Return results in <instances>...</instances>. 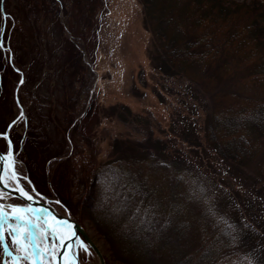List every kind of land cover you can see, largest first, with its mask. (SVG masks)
Returning <instances> with one entry per match:
<instances>
[{
  "label": "rangeland",
  "instance_id": "1",
  "mask_svg": "<svg viewBox=\"0 0 264 264\" xmlns=\"http://www.w3.org/2000/svg\"><path fill=\"white\" fill-rule=\"evenodd\" d=\"M65 2L59 25L39 20L21 36L12 19L2 27L0 130L16 116L6 131L19 169L39 189L43 181L63 211L82 210L80 223L105 264H128L90 218L113 204L99 195L93 203L78 202L84 178L92 177L74 163L86 162L97 174L118 171L123 202L152 226L145 233L147 264H180L188 257L194 264H264V125L234 129L223 118H243L264 99V74L249 78L252 68L231 45L210 50L192 73L169 61L150 21L156 12L150 2L145 8L144 0H105L96 11L86 8L91 0ZM189 10L181 5L172 12ZM181 22L188 54L203 50L208 31ZM179 54L184 50L174 57L182 59ZM157 94L164 108L151 100ZM227 139L246 147V156L226 151ZM64 147L72 162L63 155L57 165L55 152ZM63 164L64 178L53 177L51 170ZM141 178L150 193L142 194ZM129 209L122 208L123 217H130ZM81 255L83 264H102L92 250Z\"/></svg>",
  "mask_w": 264,
  "mask_h": 264
},
{
  "label": "trees",
  "instance_id": "2",
  "mask_svg": "<svg viewBox=\"0 0 264 264\" xmlns=\"http://www.w3.org/2000/svg\"><path fill=\"white\" fill-rule=\"evenodd\" d=\"M60 2H62V5ZM66 2L70 4L68 1ZM66 2L65 0H0V35L3 25H8L11 19L14 25H16V28H18L17 30L20 36L24 35L25 31L31 33V29L34 27L33 24L39 20H48L59 25L57 12L59 10L66 12ZM146 3H149L151 9L154 8L156 10V12L150 16V21L155 25L156 29L158 27L160 35H158L157 38L166 51L164 55H166L169 61L174 63L177 62L180 67L186 66V71L192 73L193 70L206 61L208 55H210V50L213 51V49H216L218 51L219 47L227 50L226 46L231 45L230 50H232L234 46L233 48L237 51L238 58L246 60L245 63L252 68V73L249 78L264 74V0H144L145 8ZM95 4H97L96 8ZM104 4L105 0H91V3H88L86 8L90 6L92 11L93 9L96 11L99 7H103ZM181 5L190 10L182 15L180 13H173L175 6L179 7ZM114 8L110 10L114 11ZM3 12H5L7 16H4ZM169 12L172 13L169 14ZM9 13L12 16L9 15ZM153 19L155 22H153ZM181 19H185L186 23L194 22V26L201 24L203 28L208 31V34L204 33L203 35V37L207 36V41L203 43V50L197 53L193 52L192 55L188 54L189 52L187 49L185 50V47L188 45V39L183 38L180 33V31H182ZM214 28L218 29V36L212 35L214 34ZM182 50H184V55L179 54V57L182 59L175 58L174 54H178ZM157 97L158 94L155 97L151 96V100L154 101L156 98L157 102ZM154 105H156V108L158 106V108H164L163 106H166L164 102H157ZM158 112L159 111H157V113ZM67 116H64L65 120H67ZM223 118L227 125L234 129L235 126L236 129L241 128L245 122L248 123L251 130L256 127H261V123L264 125V99L254 102L251 109L248 110V113L243 118H241L239 114L238 116H233V121L229 117ZM248 118L249 120H247ZM3 130L4 129H1L0 131ZM11 139L13 142L14 138L12 136ZM227 140L223 142L226 151L234 153L236 149V154L240 153L243 155L241 158L246 156V147L235 144V139ZM227 142L229 143L225 145ZM55 153L56 159L53 162L57 165L62 164L60 159L63 157H65L64 160L67 157L68 160L66 161L68 163L72 162L68 152H66V147L61 148ZM85 163L86 162H84V165L82 162L72 164L73 169L80 164L79 167L83 169L82 173H84V175L86 174V176L90 175V178L92 177L90 180L86 177L84 178V191L81 192V200L78 202L82 205L89 204L90 202L93 203L94 199L96 200L99 195V198L104 200V202L113 204L106 206V209H102L101 206L100 209H102V211L90 213V218H92L93 223L98 226L102 236L109 242L116 257L122 258L121 260L128 264H147L145 253L148 246L151 245L149 243L150 241H146L148 240V234L145 233L148 229L152 230V226L149 228V217L144 218L139 215L134 205L130 202L129 204L123 202L122 191L124 186L117 181L118 171H115L114 168L111 167L110 170L113 172L109 173L110 170L108 169L106 172H98L97 174V169L95 170L96 173L86 169L87 166L85 167ZM57 165L55 169L51 170L53 177L60 176L63 179L65 176L64 171L67 170L66 164H63L64 167L60 166V168H58ZM94 174H97L98 177L94 176ZM178 175L179 173L174 175V177H178ZM177 180L178 179H175L174 181L176 182ZM140 181L141 187L139 188H141L142 194L150 193L147 182L143 181L142 178ZM62 183L63 182L59 184L61 191L64 190ZM174 183L172 187H174ZM40 185L42 187L38 189L40 191L44 189V192L41 191L42 193L54 197L55 193H53V195L47 193L48 189L44 187L43 181ZM50 185H54V187L58 189L55 183L51 182ZM106 189H108L107 192ZM124 191H126V189ZM222 194L223 197H226V192H222ZM64 204L68 206V202ZM75 204L77 205V203ZM129 205L130 209L128 215H130V217H123L122 208L128 210ZM178 205L180 204L177 203L175 210L181 212ZM69 208L71 210V216H73L75 220L81 222L80 217H82V210H77L76 206L75 208L69 206ZM245 222L247 223V221ZM180 264L194 263L190 262L188 257L185 263L181 262Z\"/></svg>",
  "mask_w": 264,
  "mask_h": 264
},
{
  "label": "water",
  "instance_id": "3",
  "mask_svg": "<svg viewBox=\"0 0 264 264\" xmlns=\"http://www.w3.org/2000/svg\"><path fill=\"white\" fill-rule=\"evenodd\" d=\"M0 155L5 156V159L0 161V176L4 177V181L0 183V187L4 190V192L0 190V209L7 214L3 228L4 243L0 245L3 256L2 262L5 263L6 256H8L17 264H25L20 260V257H25L26 264H32L30 258L22 250L37 255V245L47 247L48 243L51 242L57 249L55 256L52 257L53 263L66 264L68 255L72 254L74 264H79L73 242L77 236H81L93 248L101 263L105 264L100 249L86 232L84 226L70 216L66 210L63 211L51 204L46 196L41 195L34 186H31L28 176L15 168L12 155L8 156V152L1 149ZM24 180H27L30 187L25 184ZM21 189L31 199L22 197ZM15 197H19L21 201H17ZM10 228H18L19 233L10 235ZM5 233L17 244L15 249L20 253H16L9 247L5 240ZM17 235L21 237L24 235L23 240L25 242H19Z\"/></svg>",
  "mask_w": 264,
  "mask_h": 264
},
{
  "label": "snow or ice",
  "instance_id": "4",
  "mask_svg": "<svg viewBox=\"0 0 264 264\" xmlns=\"http://www.w3.org/2000/svg\"><path fill=\"white\" fill-rule=\"evenodd\" d=\"M0 47H2V45H0ZM23 82V81H21ZM11 127V126H9ZM0 136H3L4 139H8L7 134L6 133H0ZM8 156L12 155V143L10 140H8ZM5 159L4 155H0V161H3ZM4 181V177L0 176V183H2ZM21 192V196L22 197H26L28 199H31L30 196H28V194L26 192H24L22 189L20 190ZM6 213L0 209V245H2L4 243V236H3V228H4V221H5V217H6ZM19 233V229L18 228H10L9 229V234L10 235H15ZM22 235V234H21ZM18 243V242H17Z\"/></svg>",
  "mask_w": 264,
  "mask_h": 264
},
{
  "label": "flooded vegetation",
  "instance_id": "5",
  "mask_svg": "<svg viewBox=\"0 0 264 264\" xmlns=\"http://www.w3.org/2000/svg\"><path fill=\"white\" fill-rule=\"evenodd\" d=\"M51 245V244H49ZM36 250H38V254L34 255L33 253L29 255L30 261L32 264H53L52 260L50 259L52 255V249L50 246H37ZM38 257V258H36ZM78 257L80 258V255L78 254ZM82 257V255H81ZM84 260V259H83Z\"/></svg>",
  "mask_w": 264,
  "mask_h": 264
},
{
  "label": "bare ground",
  "instance_id": "6",
  "mask_svg": "<svg viewBox=\"0 0 264 264\" xmlns=\"http://www.w3.org/2000/svg\"><path fill=\"white\" fill-rule=\"evenodd\" d=\"M12 116V115H11ZM16 120V119H15ZM4 124V123H3ZM14 126V125H13ZM9 130H11V128L9 129ZM9 133V132H8ZM1 145V144H0ZM13 154V153H12ZM26 173V172H25ZM27 175V174H26ZM45 194V193H44ZM63 203V202H62ZM259 203V202H258ZM60 208V207H59ZM79 209V208H78ZM77 209V210H78ZM76 211V210H75ZM75 213V212H74ZM73 214V213H72ZM76 214V213H75ZM79 217V216H78ZM81 218V217H80ZM80 220V219H79ZM96 225V224H95ZM98 247V246H97ZM93 252V251H92ZM103 255V254H102Z\"/></svg>",
  "mask_w": 264,
  "mask_h": 264
}]
</instances>
